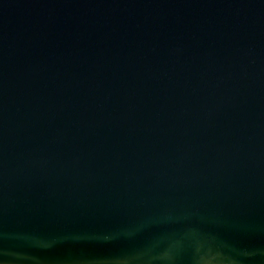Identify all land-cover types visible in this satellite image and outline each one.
Listing matches in <instances>:
<instances>
[{
  "label": "water",
  "instance_id": "1",
  "mask_svg": "<svg viewBox=\"0 0 264 264\" xmlns=\"http://www.w3.org/2000/svg\"><path fill=\"white\" fill-rule=\"evenodd\" d=\"M0 264H264V0H0Z\"/></svg>",
  "mask_w": 264,
  "mask_h": 264
}]
</instances>
